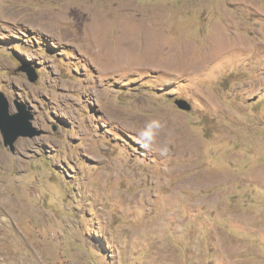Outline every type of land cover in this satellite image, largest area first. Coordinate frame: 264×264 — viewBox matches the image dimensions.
I'll use <instances>...</instances> for the list:
<instances>
[{
    "label": "rangeland",
    "instance_id": "374dc122",
    "mask_svg": "<svg viewBox=\"0 0 264 264\" xmlns=\"http://www.w3.org/2000/svg\"><path fill=\"white\" fill-rule=\"evenodd\" d=\"M0 92L41 132H0V264H264V0H0Z\"/></svg>",
    "mask_w": 264,
    "mask_h": 264
},
{
    "label": "bare ground",
    "instance_id": "6f19581e",
    "mask_svg": "<svg viewBox=\"0 0 264 264\" xmlns=\"http://www.w3.org/2000/svg\"><path fill=\"white\" fill-rule=\"evenodd\" d=\"M29 12V11H28ZM13 13V12H12ZM59 14V13H58ZM68 14V13H67ZM80 14V13H79ZM69 15V14H68ZM107 15V14H106ZM60 17V15L58 16ZM56 17V18H58ZM64 17V16H63ZM79 17V16H77ZM91 18V17H90ZM106 18V17H105ZM18 19V18H17ZM21 19V18H20ZM23 19V18H22ZM29 19V18H28ZM53 19V18H52ZM60 19V18H59ZM81 19V18H80ZM27 20V19H26ZM49 20V19H48ZM63 20V18H62ZM70 20V19H69ZM79 21V20H78ZM83 21V20H82ZM90 21V20H89ZM71 22V21H70ZM94 22V21H93ZM92 22V23H93ZM96 22V21H95ZM61 23V22H60ZM81 23V22H79ZM91 23V22H89ZM88 23V24H89ZM166 23V22H165ZM50 24V23H49ZM98 24V23H97ZM107 25V24H106ZM38 27V26H37ZM43 28V27H42ZM96 29V28H95ZM114 31V30H113ZM46 32V31H45ZM158 32V31H157ZM148 34V33H147ZM55 35V34H54ZM99 35V34H98ZM97 35V36H98ZM150 35V34H149ZM53 36V35H52ZM114 36V35H113ZM144 37V35H142ZM132 37V36H131ZM147 37V35H146ZM139 38V37H138ZM145 39V38H143ZM147 40H150V39H147ZM99 41V40H98ZM151 43H152V40H150ZM155 41V40H154ZM153 41V42H154ZM144 42V41H143ZM146 42V40H145ZM149 43V41H148ZM148 43H144L145 44V47L143 46L142 48L138 49L137 50V59L141 62H144L146 64H150L154 61L155 57L158 56V58L160 57H163L162 56V49L158 48L156 49L155 51H149V46ZM155 43V42H154ZM143 44V43H142ZM156 45V44H155ZM122 46V45H121ZM133 49H136V46L133 45L132 46ZM105 50V48L103 49ZM154 50V48H153ZM100 51V50H99ZM104 52V51H103ZM110 55V54H109ZM115 57H116V63L117 65H121L123 62H124V51L122 50H118L115 52ZM113 57V56H112ZM157 58V57H156ZM110 59V58H109ZM114 61V62H115ZM126 61V60H125ZM138 61V62H139ZM137 62V61H136ZM134 61V63H136ZM140 63V62H139ZM124 64V63H123ZM138 63H136L137 65ZM142 64V63H141ZM155 64V63H154ZM114 65V64H113ZM116 65V66H117ZM124 66V65H123ZM127 66V65H125ZM133 66V65H132ZM134 67V66H133ZM144 127V126H143ZM174 128L171 129V130H168L166 128H164L162 130V132L160 133V136L158 137V143H157V149L159 150L160 147L163 146V143L164 141L168 140V139H171L173 141V143L171 145L174 146V149L176 150V153L178 154V159L179 158H182L184 156H189V155H192L193 152H194V145L192 144V142L190 141L189 138H181V137H178V133L174 132ZM170 145V146H171ZM169 146V147H170ZM99 149V148H98ZM176 165V164H175ZM137 171V170H136ZM167 172V171H166ZM124 175V174H123ZM116 177V176H115ZM100 179V178H99ZM110 181V180H109ZM113 184V183H112ZM3 187V186H2ZM2 187H0V210L1 212L5 211L4 213H0V242L3 241L5 239V235L7 233L6 231V227H7V224L10 222L9 219L7 218H10L11 216L15 217V214H16V209L18 210H24L25 208V205L24 204V201L21 200V201H17L16 203L11 201V200H7V198H5V193L3 190H2ZM14 190V189H13ZM122 193V192H121ZM139 194V193H138ZM19 200V199H18ZM27 207V206H26ZM6 214V215H5ZM14 226V225H13Z\"/></svg>",
    "mask_w": 264,
    "mask_h": 264
},
{
    "label": "water",
    "instance_id": "95a60500",
    "mask_svg": "<svg viewBox=\"0 0 264 264\" xmlns=\"http://www.w3.org/2000/svg\"><path fill=\"white\" fill-rule=\"evenodd\" d=\"M31 83L38 80L37 73L32 69L21 68ZM178 109L190 112L192 107L190 103L184 99L175 102ZM17 113L10 114V105L5 95L0 92V132L3 137L4 146L11 153H15V143L20 137L33 138L41 134L40 131L32 127L33 115L26 110L22 104H16Z\"/></svg>",
    "mask_w": 264,
    "mask_h": 264
},
{
    "label": "clouds",
    "instance_id": "9594fccd",
    "mask_svg": "<svg viewBox=\"0 0 264 264\" xmlns=\"http://www.w3.org/2000/svg\"><path fill=\"white\" fill-rule=\"evenodd\" d=\"M166 127V121L154 118L146 122L144 127L136 133V142L144 149H153L158 143V137L162 130ZM173 143L171 139L164 141L163 146L159 148L161 156H167L170 152V145Z\"/></svg>",
    "mask_w": 264,
    "mask_h": 264
}]
</instances>
